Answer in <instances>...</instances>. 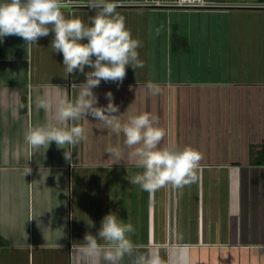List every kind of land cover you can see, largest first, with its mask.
Masks as SVG:
<instances>
[{"label": "crops", "instance_id": "1", "mask_svg": "<svg viewBox=\"0 0 264 264\" xmlns=\"http://www.w3.org/2000/svg\"><path fill=\"white\" fill-rule=\"evenodd\" d=\"M207 1L217 6L117 7L142 42L144 67L128 66L119 86L101 81L93 89L98 106L111 91L117 114L149 112L166 143L203 153L199 180L180 190L132 185L128 179L143 170L113 164L104 149L123 137L91 116L81 121L88 140L69 149L71 162L55 142L29 160L28 126L45 124L57 98L74 100L72 84L86 77L66 75L52 32L37 45L18 36L0 41V264H73L72 244L96 235L110 212L131 222L134 242L156 248L165 264L177 245L186 246L190 264H264V9L255 6L264 0ZM62 11L85 24L95 15ZM148 81L163 92L148 95ZM45 94L53 101L48 113L36 106Z\"/></svg>", "mask_w": 264, "mask_h": 264}, {"label": "clouds", "instance_id": "2", "mask_svg": "<svg viewBox=\"0 0 264 264\" xmlns=\"http://www.w3.org/2000/svg\"><path fill=\"white\" fill-rule=\"evenodd\" d=\"M71 3L72 0H0V41L18 36L28 46L37 45L38 39L52 32L51 47L53 52L62 54L66 75L78 70L86 77L84 82L72 84L77 89L74 100L66 96L57 98L54 112L45 124L28 126L25 140L32 150L29 160L40 148L47 150L55 142L64 149L65 160L71 162L69 149L88 140L89 130L81 121L88 122L87 117L91 116L107 133L123 137L122 143L109 144L104 149L113 164L131 163L143 170L128 179L132 185L155 193L196 183L203 153L192 146L180 148L166 143V130L159 126L157 116L128 108L117 114L119 106L111 91L105 94L107 105L98 106L93 89L101 81L119 86L126 78L128 66L135 71L144 67L138 52L142 42L133 38L126 27L125 17L117 11V0H88L87 7L95 10L88 24L79 17H65L62 9ZM84 40L87 42L82 43ZM86 66L92 70L85 72ZM144 87L150 96L163 92L162 86L152 81ZM36 106L48 113L53 109V101L48 94L38 96ZM30 171L28 167L25 174ZM135 233L131 222L125 223L110 212L103 217L96 235L86 232L83 243L72 244L73 264H125V260L127 264H165L156 248L134 242ZM185 248L177 245L174 254L169 250V264H190Z\"/></svg>", "mask_w": 264, "mask_h": 264}, {"label": "built area", "instance_id": "3", "mask_svg": "<svg viewBox=\"0 0 264 264\" xmlns=\"http://www.w3.org/2000/svg\"><path fill=\"white\" fill-rule=\"evenodd\" d=\"M88 1L72 0L68 8L62 9L68 13H72L78 9H85ZM118 7H144L154 9H209L217 6L215 2L207 0H119ZM264 9V2L255 5Z\"/></svg>", "mask_w": 264, "mask_h": 264}]
</instances>
